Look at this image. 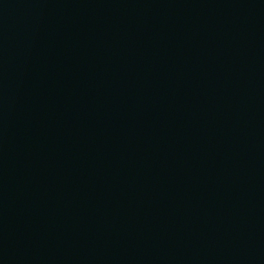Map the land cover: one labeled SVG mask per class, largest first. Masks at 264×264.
Instances as JSON below:
<instances>
[{
    "label": "water",
    "instance_id": "obj_1",
    "mask_svg": "<svg viewBox=\"0 0 264 264\" xmlns=\"http://www.w3.org/2000/svg\"><path fill=\"white\" fill-rule=\"evenodd\" d=\"M0 264H264V0H0Z\"/></svg>",
    "mask_w": 264,
    "mask_h": 264
}]
</instances>
